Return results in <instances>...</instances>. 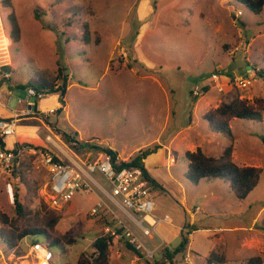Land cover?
I'll return each mask as SVG.
<instances>
[{"label":"rangeland","instance_id":"374dc122","mask_svg":"<svg viewBox=\"0 0 264 264\" xmlns=\"http://www.w3.org/2000/svg\"><path fill=\"white\" fill-rule=\"evenodd\" d=\"M8 2L0 0V28L10 42L6 58L0 39V65L4 64L0 69L9 74L7 82L0 72L2 104L9 111L20 112L26 108L27 94L26 89H14L17 84L38 80L57 86L64 73L67 90L60 112L44 111L18 121L16 137L24 153L9 169L0 165V211L10 219L17 217L14 192L30 211L28 218L45 209L54 210L59 218L53 230L49 229L50 237L63 241V235L77 236L76 244L65 252L67 256L52 246L54 264L75 263L80 254L92 260L96 254L91 244L111 217L103 210L91 214V209L105 198L94 192H76L67 204L51 208L50 174L40 153L63 157L58 144L73 157L90 162L97 158L100 151L96 149L77 152L67 145L62 135L65 132L83 144L110 146L129 160L140 150L160 145L156 143L159 133L161 144L167 145L180 131L168 148L160 145L143 160L156 183L148 182L155 213L170 216L169 223L158 225L150 236L130 224L140 240L155 249L154 259L145 258L119 239L110 244L109 264H186V253L193 264H205L203 257L210 249L224 253L228 260L244 259L245 264L250 257L260 256L264 264V112L261 121H230L234 162L261 168L257 185L245 199H237L222 179L190 182L185 177L184 155L200 148L217 157L231 142L227 135L211 131L201 118L225 93L210 85L196 100L191 94L194 86L206 85L211 73L219 72L229 79L250 75L251 84L237 88L240 98L248 102L264 98V74H256V70H264V5L254 14L240 0ZM11 12L19 26L17 42L13 41ZM140 52L155 63L154 67L139 62L143 58ZM60 99L59 93H49L40 100L29 98L42 109L61 107ZM0 111L6 110L0 107ZM189 120L193 126L184 129ZM12 139L5 138L7 146L12 145ZM92 175L108 186L101 175ZM193 220L198 228L188 239L190 249L186 246L175 252L187 236V228H193L188 224ZM25 223L20 221L18 227ZM234 227L237 229L232 230ZM33 240L46 241L43 236H29L17 247L8 248L0 239V264H33L27 246ZM166 250L173 253L171 259Z\"/></svg>","mask_w":264,"mask_h":264},{"label":"built area","instance_id":"2783aa9c","mask_svg":"<svg viewBox=\"0 0 264 264\" xmlns=\"http://www.w3.org/2000/svg\"><path fill=\"white\" fill-rule=\"evenodd\" d=\"M3 65H0V68ZM0 72L3 76L9 77L7 72L1 71V69ZM251 82L250 75L229 79L219 72H213L210 80L205 81L206 85L203 87L194 86L191 94L194 97H199L202 91L210 85L217 88L219 92L225 93L233 88L249 86ZM26 94V108L24 110L18 112L16 109H11L12 113L9 117L0 118V165L5 169H9L15 163H18L17 159L24 153V147L18 144L14 150H7L1 140L4 137L15 135L17 123L24 116L36 114L33 108L35 101H30V97L40 100L47 95L46 91H36L32 87L26 88ZM1 98L2 93L0 91ZM8 101L9 97L6 99V103ZM17 101L21 102L20 99ZM4 106L6 107V105ZM58 108L39 110L38 114L44 111L53 113ZM47 140H50L49 136ZM57 148L63 156H57L59 160H55L50 153H40L41 162L50 174L48 182V194L50 196L48 204L50 207L59 209L70 202L76 192L100 194L105 200L98 202L97 208L91 209V214L103 210L106 214H109L112 221L111 224L105 225L100 237L111 238V242L124 239L132 246L134 251L139 252L147 259H154L155 249L146 246L130 224L144 236H150L158 225L169 223L170 216L168 214L163 216L155 214V203L151 197L148 181L144 177L143 170L138 166L121 164V161L127 162L128 160L121 159L118 155L114 159L106 152H98L97 158L90 162L87 158H76L61 150L58 146ZM95 173L101 175L107 181L108 186L96 181L92 175ZM195 209L197 210L199 207H195ZM27 246L29 256L34 260L33 264H54V253L47 242L35 241ZM184 261L186 264H193L189 254H185Z\"/></svg>","mask_w":264,"mask_h":264},{"label":"trees","instance_id":"16d2710c","mask_svg":"<svg viewBox=\"0 0 264 264\" xmlns=\"http://www.w3.org/2000/svg\"><path fill=\"white\" fill-rule=\"evenodd\" d=\"M8 1L9 0H4V3H9ZM240 1L254 14H259L264 5V0ZM9 20L12 25V31L15 33V38L13 39V41L17 42L19 39V26L14 12H11V14L9 15ZM5 69L8 68L3 67V70ZM256 74L258 76H262V74H264V70H256ZM6 81H9V77L6 78ZM16 86L17 88L15 87L14 89L18 90H25L28 87H32L36 91L44 90L46 91V94L59 93L62 106L59 107L56 112H60L62 108L65 107L63 97L67 90L66 73H64L62 77L61 84L57 86H55V84L53 83L47 84L38 80L29 81L27 84H17ZM194 98L196 100L197 97ZM33 108L35 113L38 114L39 110H37L36 102ZM263 112L264 98L256 97L252 102H248L247 100L240 98L237 88H233L225 92V94H223L222 96V100L217 104V106L207 111L202 116V118L206 121L207 126L211 131L227 135L231 142L223 149L222 153L217 157L204 153L200 148H197L194 151L187 150L185 152V157L188 163L185 177L194 184H197L202 179H222L224 182L228 183L230 190L237 199H245L246 196L257 185L261 168L255 166H241L234 162L232 157L233 136L231 132L230 121L233 118L261 121ZM62 135L66 144H70L72 148L77 152L81 151L82 149H96L97 151H100L102 153L106 152L110 154L114 159L117 157V152L109 147H100L97 145L90 146L88 144H83V142H80L79 140L73 138V136L65 132L62 133ZM5 138L6 137L1 140L4 145V148L7 150H14L17 147L18 143L15 142L13 143V146H7ZM28 146L32 145L30 144ZM158 147L161 146L156 144L151 148L140 150L138 151V154L136 156L129 159L127 162L121 161V164L140 167L143 170L146 181L152 184H156L151 178L150 174L147 173L143 164V160L150 153L154 152ZM39 149L43 150L42 148ZM54 159L59 160L57 156H54ZM13 202L17 214L16 218L10 219L6 214L0 211V239L2 240V242L8 248H14L17 247L19 242L25 237L43 236L46 240L45 242L50 245L51 249L52 246L59 247L62 253L67 256L65 252L68 251L69 253V247L76 244L77 236L74 237L73 235H63V241H61V239L58 237H50L51 235L49 233V229L53 230L59 218L56 215L55 211L45 209V211L37 213L35 214V216H30L28 218L30 211L25 208L23 204H21L18 199L17 192H14ZM24 220L26 221L25 225H23L22 228H19L18 225L20 221ZM108 223L111 224L112 221L109 220ZM192 227L193 228H190V230L188 229L187 236L184 235L182 237V240L179 246L175 249V252H181L186 249L189 239L188 234L193 230H197L195 225H192ZM35 241L37 240L31 241V243ZM110 244L111 238L107 239L99 236L91 244V247L96 252L95 257L92 258V260H90L84 254H80L75 263H68L67 261L64 264H109ZM127 245L132 248V246L128 243ZM165 255L170 259L173 257V253L168 250L165 251ZM204 259L207 264H226V262L228 261L226 255L216 249L211 250ZM163 263L161 261L156 262V264ZM246 264H263V260L260 256H253L246 261Z\"/></svg>","mask_w":264,"mask_h":264},{"label":"crops","instance_id":"0c3cea01","mask_svg":"<svg viewBox=\"0 0 264 264\" xmlns=\"http://www.w3.org/2000/svg\"><path fill=\"white\" fill-rule=\"evenodd\" d=\"M141 4L142 3H138L137 1H136V3H135V5L136 6H138V8L141 6ZM141 8H142V6H141ZM158 9V8H157ZM159 10V9H158ZM159 13H160V11H159ZM145 14H146V11H144L143 12V14H142V16L144 17L145 16ZM138 45H139V43H137ZM143 56V58H139V62H145V63H147L148 65H149V67H154V65H155V63H153V62H151V61H149L147 58H144L145 56H144V54L142 55V53L140 52L139 53V56ZM136 68V67H135ZM137 69V68H136ZM149 70H152V69H149ZM144 76V75H143ZM12 90V89H11ZM200 101V100H199ZM199 101H196V103L195 104H197ZM195 107H194V109L196 110V105H194ZM216 106V103L214 104V105H209V107H210V109L212 108V107H215ZM0 107H3V109L5 108V112H1L0 111V115L1 116H3V118H6V117H9L10 115H11V111H9V110H7L6 109V107L2 104V102L0 101ZM56 107H58V106H53V107H49V108H46V109H42V108H40V107H38V105H37V109H42V110H48V109H50V108H56ZM2 113V114H1ZM205 113H202V115H201V118H202V116L204 115ZM1 118V117H0ZM168 118V117H167ZM203 119V118H202ZM193 125H192V123H191V121L189 120V123L187 124V125H185L183 128L184 129H189L190 127H192ZM208 127V126H207ZM179 132L180 131H178V132H176V133H174L171 137H170V139L168 140V143H167V145H165L164 143H162L161 144V137H160V133L157 135V137H156V143H160V145L161 146H163V147H166L167 146V148H168V146H170V144L172 143V141L173 140H175L177 137H178V135H179ZM11 138H13L12 140V145H10V146H13V143H15V142H17L18 143V139H17V137L16 136H14V137H11ZM19 144V143H18ZM109 148H110V146H109ZM111 149H113L114 150V148H111ZM197 149V148H196ZM195 149V150H196ZM114 151H116V150H114ZM189 151H192V150H189ZM117 152V155H118V157L119 158H121V159H125V158H123V157H121V155L119 154V152L118 151H116ZM186 152V151H185ZM184 155H185V153H184ZM78 157V156H77ZM169 161L170 162H172L173 161V158H172V156H170V158H169ZM188 163V162H187ZM168 165H169V163H168ZM250 166H252V165H250ZM256 167V166H255ZM258 167V166H257ZM227 183V182H226ZM228 184V183H227ZM200 209V208H199ZM199 209H197V210H199ZM194 210H196L195 208H194ZM156 214V213H155ZM164 214H167V213H164ZM156 215H158V216H160L159 214H156ZM188 224H190V225H195L196 226V224H195V222H194V220L193 221H191V223H188ZM188 224H185V225H188ZM185 225H183V228H184V226ZM196 228H198L197 226H196ZM251 228V227H250ZM226 229H230V228H226ZM233 229H237V228H232V230ZM239 229H244L243 227H239ZM187 230H188V228H187ZM194 231L195 230H193V231H191L189 234H188V236H189V239L192 237V234H194ZM215 236H217V235H215ZM190 249V245L188 244V246H187V250H189ZM211 250H213V249H210V251ZM209 251V252H210ZM209 252L207 253V255L209 254ZM186 254H189V253H186ZM207 255H205L204 257H203V259L207 256ZM238 259H239V261L240 260H242L241 261V263L240 264H245V261H244V259H241V258H236V259H233V260H228L227 262H226V264H229V263H235L236 261H238ZM190 260H191V257H190ZM191 262H192V260H191ZM204 263L205 264H207L206 262H205V259H204ZM236 264V263H235Z\"/></svg>","mask_w":264,"mask_h":264},{"label":"bare ground","instance_id":"6f19581e","mask_svg":"<svg viewBox=\"0 0 264 264\" xmlns=\"http://www.w3.org/2000/svg\"><path fill=\"white\" fill-rule=\"evenodd\" d=\"M1 22V21H0ZM2 25V24H1ZM3 27V26H2ZM0 39H2V45H3V50H1L2 51V54H4V57L6 56V58H9V54H8V47H9V44H10V42H9V40H8V38H7V36H6V34L4 33V29L2 28V30H1V28H0ZM17 135V128H16V131H15V135L14 136H16ZM10 137H13V136H10ZM57 144V143H56ZM57 146L61 149V150H63V151H65L61 146H59L58 144H57ZM66 152V151H65ZM152 158V157H151ZM149 160H151L150 158H149Z\"/></svg>","mask_w":264,"mask_h":264}]
</instances>
